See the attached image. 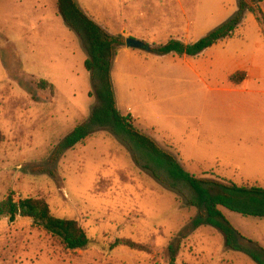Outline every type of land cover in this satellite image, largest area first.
Returning a JSON list of instances; mask_svg holds the SVG:
<instances>
[{
    "label": "rangeland",
    "instance_id": "1",
    "mask_svg": "<svg viewBox=\"0 0 264 264\" xmlns=\"http://www.w3.org/2000/svg\"><path fill=\"white\" fill-rule=\"evenodd\" d=\"M202 1L201 14L209 16L213 2ZM77 2L85 7V0ZM95 3L102 21L114 17L120 23L112 30L125 21H144L145 11L134 7L140 0ZM261 32L264 36V27ZM181 36L171 31V39ZM132 53L118 57L114 67L121 113L177 155L192 175L264 188V79L237 87L228 78L252 64L264 75V39L256 23L246 20L228 46L232 61L216 62L209 53L201 60ZM86 59L59 14L58 0H0V203L10 193L16 200L43 199L53 216L77 221L90 240L83 251H67L31 220L3 217L0 264H171L170 244L179 247L174 264H256L227 250L210 227L184 237L196 209L138 168L127 147L108 132L93 134L55 167L48 165L54 149L90 118L96 104ZM191 65L200 66L204 80L191 74ZM178 73L184 75L173 76ZM158 100L171 113L163 120L153 113ZM152 124L166 130L174 144L147 130ZM206 130L210 151H196ZM223 213L242 236L264 248V219Z\"/></svg>",
    "mask_w": 264,
    "mask_h": 264
},
{
    "label": "trees",
    "instance_id": "2",
    "mask_svg": "<svg viewBox=\"0 0 264 264\" xmlns=\"http://www.w3.org/2000/svg\"><path fill=\"white\" fill-rule=\"evenodd\" d=\"M262 1L238 0V11L232 17L195 43L186 44L171 39L165 45L156 46L142 42L145 46L143 51L160 57H198L220 41L233 38L248 13L255 16L261 28L264 27V12L260 7ZM58 10L64 24L77 36L86 52L84 67L90 74V96L95 97L96 104L90 118L77 126L54 149L48 165L55 167L66 152L93 134L108 132L127 147L138 168L182 197L188 207L196 209L197 214L186 226L184 237L199 228L210 227L222 235L227 250L243 253L256 264H264V248L242 236L223 213V209H226L244 217L264 219V188L240 186L226 179L198 178L188 172L177 155L139 129L137 121L131 115H123L117 107L112 72L118 51L126 47L127 39L108 33L87 15L77 0H58ZM245 79L246 73L238 72L229 81L240 85ZM42 172L54 176V172L48 169ZM3 217L9 218L10 222L18 218L31 220L60 240L67 251H83L90 243L86 231L77 221L53 216L50 206L43 199L16 200L15 194L10 193L0 203V218ZM122 245L134 249L138 247L129 242ZM167 250L171 264H174L179 247L170 244Z\"/></svg>",
    "mask_w": 264,
    "mask_h": 264
},
{
    "label": "crops",
    "instance_id": "3",
    "mask_svg": "<svg viewBox=\"0 0 264 264\" xmlns=\"http://www.w3.org/2000/svg\"><path fill=\"white\" fill-rule=\"evenodd\" d=\"M85 1H86L85 7L83 8L84 11L87 13V15L90 18H92L95 22L101 25L108 33L112 35H122L126 39L133 38L135 40L146 43L147 41H149L151 42L148 43L150 45H157L158 44L157 42H165V44L168 43L169 41H171V31L184 35L172 39L180 40L184 43H186L185 41H188L186 44L195 43L200 39H202L203 37H205L209 32L214 30L216 27L220 26L221 24L226 22L229 18H231L238 11V7H239L238 0H212L213 7L210 10L209 16L205 17V15L201 14L203 7L202 0H174L172 2L171 0H140L141 3L138 5L137 4L134 5V7L138 6L137 8L140 7L145 11L143 14L144 21H140V22L137 21L134 24L133 22H131L130 23L131 25H125L126 24L125 21V24L123 25V27L120 28V30H112L111 27L112 24H115L114 22L119 23L118 20L113 17L108 19L106 22L102 21V19H100L98 15L97 10L94 8L96 4L95 2L97 0H85ZM260 5H261V9L264 12V1H262ZM171 9L173 10L172 14H171ZM248 19L251 22L256 23L257 32L259 33L261 38L264 39L259 23L257 22L255 16L251 13H248L246 15L243 24L236 31L235 36H240L242 31H244V23ZM234 37L231 39L220 41L217 45L206 50L198 57H194V58L179 57V58L201 60V58H203L204 55H207V53H209L212 57L214 56L215 59H217L216 62H218L219 60L232 61V59H230L228 55V46H231ZM132 54H133L132 49L128 47H124L118 51L117 58L128 57L131 56ZM116 61H115V65H116ZM199 65L202 66V63H200ZM199 65H191V67L189 68L192 71L191 72L192 75L198 77L199 79L204 80L203 76L200 74L198 70ZM234 71L235 72L231 71V73L228 74V78H230L232 75L238 72L246 73V79L240 85H234L229 81L232 85L237 87H243L245 85H248V83L253 80L264 79V75L261 72V68H256L255 65L253 64L244 67H238L237 70ZM180 75H184V73H178L177 75L174 74L173 76L178 77ZM112 78L115 88L117 107L120 111L119 103H118V95L116 93V83L119 82L120 80L117 73H114V68L112 72ZM137 81L141 82L144 80L139 79ZM164 103L165 101L163 100L155 101V107L153 112L156 118L162 120L171 114L169 112V109H166ZM148 128L149 129L147 130H151L153 133L155 134L157 133V135L160 133L163 136L166 135L165 133L167 132L166 130H163L160 126H157L155 124L149 125ZM165 138L167 140L169 139L173 143L170 135H166L162 137V139ZM210 139H211L210 131L206 130L205 134H203V131H201L197 143V148H195V150L199 152H206V151L209 152L210 149L209 147L206 146L208 144H211V143H207ZM237 167L240 170L239 166ZM241 168L243 170V167ZM208 169H214V168H208Z\"/></svg>",
    "mask_w": 264,
    "mask_h": 264
},
{
    "label": "water",
    "instance_id": "4",
    "mask_svg": "<svg viewBox=\"0 0 264 264\" xmlns=\"http://www.w3.org/2000/svg\"><path fill=\"white\" fill-rule=\"evenodd\" d=\"M126 47L135 50H145V46L141 41L129 38L126 40Z\"/></svg>",
    "mask_w": 264,
    "mask_h": 264
}]
</instances>
